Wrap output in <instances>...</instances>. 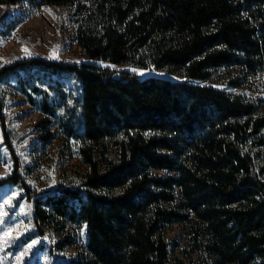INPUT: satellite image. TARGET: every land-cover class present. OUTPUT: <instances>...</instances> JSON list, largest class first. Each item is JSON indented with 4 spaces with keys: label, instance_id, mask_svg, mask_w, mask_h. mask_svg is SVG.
I'll use <instances>...</instances> for the list:
<instances>
[{
    "label": "trees",
    "instance_id": "1",
    "mask_svg": "<svg viewBox=\"0 0 264 264\" xmlns=\"http://www.w3.org/2000/svg\"><path fill=\"white\" fill-rule=\"evenodd\" d=\"M21 2L67 6L85 55L0 65L14 165L0 185H22L52 253L74 250L57 264H264V0H0ZM12 26L5 11L0 33ZM14 93L43 113L32 140L47 145L56 118L75 142L70 181L38 192L21 172Z\"/></svg>",
    "mask_w": 264,
    "mask_h": 264
},
{
    "label": "rangeland",
    "instance_id": "2",
    "mask_svg": "<svg viewBox=\"0 0 264 264\" xmlns=\"http://www.w3.org/2000/svg\"><path fill=\"white\" fill-rule=\"evenodd\" d=\"M5 11L9 20L13 21V26L0 33V65L29 55L77 61L85 59L81 47L73 38L75 30L68 18L67 6H31L21 2L6 9L0 4V17ZM111 66L129 68L143 75L149 72L128 64ZM156 72L162 74L161 71ZM67 87L73 94L77 92V82L73 77L67 79ZM235 90L258 93L246 88ZM10 97L15 101L7 103L5 112L11 131V145L15 153L20 155L23 165L21 172L32 187L39 192L59 181L68 182L75 170L85 169L75 142L65 136L56 118H53L51 126L55 137L47 145H43L40 140H32L38 132L29 127L31 123L39 121L43 113L29 104L24 96L14 93ZM27 165L31 169L27 170ZM13 167L11 152L3 140L0 126V177L9 174ZM24 193L20 183L0 185V264H57L62 256H70L74 250L67 249L61 255L54 254L50 251L53 238L35 234L33 202L23 197ZM179 230L175 225L166 232V237L171 241H180L179 246L172 244L175 254L180 253L183 245V238L178 237ZM80 236L83 241V232Z\"/></svg>",
    "mask_w": 264,
    "mask_h": 264
},
{
    "label": "built area",
    "instance_id": "3",
    "mask_svg": "<svg viewBox=\"0 0 264 264\" xmlns=\"http://www.w3.org/2000/svg\"><path fill=\"white\" fill-rule=\"evenodd\" d=\"M80 230H82V227L80 228Z\"/></svg>",
    "mask_w": 264,
    "mask_h": 264
},
{
    "label": "snow or ice",
    "instance_id": "4",
    "mask_svg": "<svg viewBox=\"0 0 264 264\" xmlns=\"http://www.w3.org/2000/svg\"><path fill=\"white\" fill-rule=\"evenodd\" d=\"M47 11H50V10H47ZM26 51V50H25Z\"/></svg>",
    "mask_w": 264,
    "mask_h": 264
},
{
    "label": "bare ground",
    "instance_id": "5",
    "mask_svg": "<svg viewBox=\"0 0 264 264\" xmlns=\"http://www.w3.org/2000/svg\"><path fill=\"white\" fill-rule=\"evenodd\" d=\"M83 229V228H82ZM82 231V230H81Z\"/></svg>",
    "mask_w": 264,
    "mask_h": 264
}]
</instances>
